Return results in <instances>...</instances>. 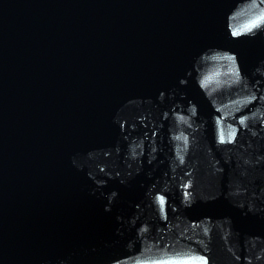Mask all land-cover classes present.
<instances>
[{
	"label": "water",
	"instance_id": "95a60500",
	"mask_svg": "<svg viewBox=\"0 0 264 264\" xmlns=\"http://www.w3.org/2000/svg\"><path fill=\"white\" fill-rule=\"evenodd\" d=\"M0 264H264V0H0Z\"/></svg>",
	"mask_w": 264,
	"mask_h": 264
}]
</instances>
